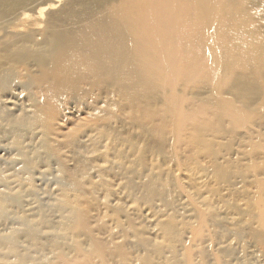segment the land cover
Returning <instances> with one entry per match:
<instances>
[{"label": "bare ground", "instance_id": "bare-ground-1", "mask_svg": "<svg viewBox=\"0 0 264 264\" xmlns=\"http://www.w3.org/2000/svg\"><path fill=\"white\" fill-rule=\"evenodd\" d=\"M264 263V0H0V264Z\"/></svg>", "mask_w": 264, "mask_h": 264}, {"label": "rangeland", "instance_id": "rangeland-1", "mask_svg": "<svg viewBox=\"0 0 264 264\" xmlns=\"http://www.w3.org/2000/svg\"><path fill=\"white\" fill-rule=\"evenodd\" d=\"M261 264H264V263H261Z\"/></svg>", "mask_w": 264, "mask_h": 264}]
</instances>
